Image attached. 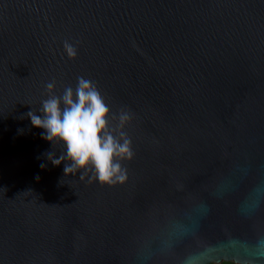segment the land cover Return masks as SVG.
Returning <instances> with one entry per match:
<instances>
[{"label":"water","instance_id":"95a60500","mask_svg":"<svg viewBox=\"0 0 264 264\" xmlns=\"http://www.w3.org/2000/svg\"><path fill=\"white\" fill-rule=\"evenodd\" d=\"M78 77L133 114L123 184L26 117ZM189 260L264 264V0H0V264Z\"/></svg>","mask_w":264,"mask_h":264},{"label":"clouds","instance_id":"9594fccd","mask_svg":"<svg viewBox=\"0 0 264 264\" xmlns=\"http://www.w3.org/2000/svg\"><path fill=\"white\" fill-rule=\"evenodd\" d=\"M64 52L69 59L77 55V48L65 41ZM55 81L45 85L47 99L37 111L26 113L31 127L42 129L41 139L59 145L63 151L57 155L52 150L46 160L53 167L64 164L63 174L100 185L115 186L127 180L124 162L135 155L132 140L126 128L133 119L127 109L111 113L96 84L83 77L77 78L76 87H65L63 93L54 91ZM46 163H41L44 169ZM90 174V175H89ZM39 179V177H37ZM187 264H198L189 260Z\"/></svg>","mask_w":264,"mask_h":264},{"label":"trees","instance_id":"16d2710c","mask_svg":"<svg viewBox=\"0 0 264 264\" xmlns=\"http://www.w3.org/2000/svg\"><path fill=\"white\" fill-rule=\"evenodd\" d=\"M209 264H238V263H235V262H233V261H221V262H219V263H214V262H211V263H209Z\"/></svg>","mask_w":264,"mask_h":264}]
</instances>
